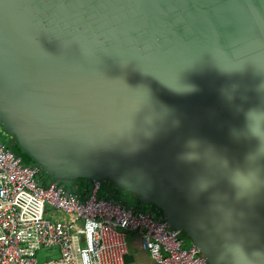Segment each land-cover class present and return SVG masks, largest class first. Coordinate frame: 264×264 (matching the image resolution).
Wrapping results in <instances>:
<instances>
[{
	"label": "water",
	"instance_id": "obj_1",
	"mask_svg": "<svg viewBox=\"0 0 264 264\" xmlns=\"http://www.w3.org/2000/svg\"><path fill=\"white\" fill-rule=\"evenodd\" d=\"M0 128L45 183L264 264V0H0Z\"/></svg>",
	"mask_w": 264,
	"mask_h": 264
},
{
	"label": "built area",
	"instance_id": "obj_2",
	"mask_svg": "<svg viewBox=\"0 0 264 264\" xmlns=\"http://www.w3.org/2000/svg\"><path fill=\"white\" fill-rule=\"evenodd\" d=\"M102 187L45 183L39 167L0 140V264H125L130 233L156 264H210L159 210L128 205L114 190L102 195ZM56 245L60 256L39 263L36 252Z\"/></svg>",
	"mask_w": 264,
	"mask_h": 264
},
{
	"label": "rangeland",
	"instance_id": "obj_3",
	"mask_svg": "<svg viewBox=\"0 0 264 264\" xmlns=\"http://www.w3.org/2000/svg\"><path fill=\"white\" fill-rule=\"evenodd\" d=\"M0 140L6 144V146L13 148L16 152L20 153V149H18L17 142L14 138V136L10 135L8 132L0 128ZM21 154V153H20ZM24 156V161L26 164H31L33 160L25 154H22ZM24 163V164H25ZM102 189L100 191V194L104 195L105 192L107 191H112L116 187V185L112 182L109 181V179H102ZM78 181H73L70 184H68V188L73 189L76 188V184ZM116 190V189H115ZM116 196L121 199L124 198L125 201H127L130 205L134 204L136 205L137 203V195L128 192L124 189L117 190ZM46 214H50L55 216V218H59V211H57L54 208L46 209L45 211ZM185 236V235H184ZM191 239L187 235L185 236V245L190 244ZM60 248L59 246H52V247H42L36 252V258L39 263H43L44 261L47 260H52L56 259L60 256Z\"/></svg>",
	"mask_w": 264,
	"mask_h": 264
},
{
	"label": "crops",
	"instance_id": "obj_4",
	"mask_svg": "<svg viewBox=\"0 0 264 264\" xmlns=\"http://www.w3.org/2000/svg\"><path fill=\"white\" fill-rule=\"evenodd\" d=\"M84 186L82 181H78L76 188ZM128 253L125 256V264H156L149 256L147 251L140 246V238L136 233H130L127 236Z\"/></svg>",
	"mask_w": 264,
	"mask_h": 264
},
{
	"label": "trees",
	"instance_id": "obj_5",
	"mask_svg": "<svg viewBox=\"0 0 264 264\" xmlns=\"http://www.w3.org/2000/svg\"><path fill=\"white\" fill-rule=\"evenodd\" d=\"M8 147V146H7ZM9 149H11L15 154H17V155H19L20 153L19 152H16L13 148H11V147H8ZM22 161H23V163H25V161H24V158H22ZM26 164V163H25ZM78 181H81V180H78ZM115 191V190H114ZM115 192H117V191H115ZM117 199L118 200H123V201H125L124 200V198H121V199H119L118 197H117ZM128 205H130L127 201H125ZM132 206H135V207H137V208H139V206L137 205V203H136V205H134V204H131ZM140 209H142V208H140ZM148 209V208H147ZM142 210H146V209H142Z\"/></svg>",
	"mask_w": 264,
	"mask_h": 264
}]
</instances>
